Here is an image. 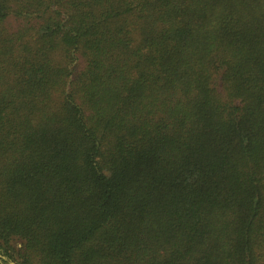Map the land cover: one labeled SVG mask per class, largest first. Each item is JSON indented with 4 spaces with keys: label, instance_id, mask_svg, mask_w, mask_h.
I'll return each mask as SVG.
<instances>
[{
    "label": "trees",
    "instance_id": "obj_1",
    "mask_svg": "<svg viewBox=\"0 0 264 264\" xmlns=\"http://www.w3.org/2000/svg\"><path fill=\"white\" fill-rule=\"evenodd\" d=\"M2 264H264V0H0Z\"/></svg>",
    "mask_w": 264,
    "mask_h": 264
},
{
    "label": "water",
    "instance_id": "obj_2",
    "mask_svg": "<svg viewBox=\"0 0 264 264\" xmlns=\"http://www.w3.org/2000/svg\"><path fill=\"white\" fill-rule=\"evenodd\" d=\"M1 259H2V256L0 255V264H2V261H1ZM11 264H15V263H11Z\"/></svg>",
    "mask_w": 264,
    "mask_h": 264
},
{
    "label": "rangeland",
    "instance_id": "obj_3",
    "mask_svg": "<svg viewBox=\"0 0 264 264\" xmlns=\"http://www.w3.org/2000/svg\"><path fill=\"white\" fill-rule=\"evenodd\" d=\"M1 261H2V259H1ZM3 263V262H2Z\"/></svg>",
    "mask_w": 264,
    "mask_h": 264
}]
</instances>
